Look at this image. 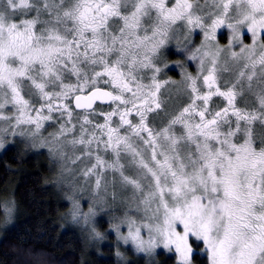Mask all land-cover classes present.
Instances as JSON below:
<instances>
[{
	"label": "snow or ice",
	"instance_id": "obj_1",
	"mask_svg": "<svg viewBox=\"0 0 264 264\" xmlns=\"http://www.w3.org/2000/svg\"><path fill=\"white\" fill-rule=\"evenodd\" d=\"M209 2L214 10L206 17L199 0H0V121L9 125L4 131L15 135L26 125L33 136L46 122L62 121L53 154L80 150L72 163L91 162L83 175L96 176L97 189L106 173L113 182L118 173L151 213L146 223L129 217L113 225L120 233L126 224L121 237L137 250L174 245L180 264H191L194 237L208 264H264V142L258 148L253 137L254 124L264 126V0ZM222 26L232 32L228 49L242 29L252 38L223 62L225 49L209 43ZM197 28L204 43L189 57L199 66L185 76L188 102L153 128L149 114L163 110L158 54L181 29ZM246 93L256 107L237 106ZM213 98L222 105L213 107ZM73 207L76 219L79 202Z\"/></svg>",
	"mask_w": 264,
	"mask_h": 264
},
{
	"label": "rangeland",
	"instance_id": "obj_2",
	"mask_svg": "<svg viewBox=\"0 0 264 264\" xmlns=\"http://www.w3.org/2000/svg\"><path fill=\"white\" fill-rule=\"evenodd\" d=\"M211 3L205 6V0H199L197 5L198 14L205 15L213 11ZM208 24L211 23L209 19ZM187 35V39L185 36ZM220 37L225 39L222 40ZM232 40V32L227 26H222L216 30V38L210 41V45L225 49L221 53V61L230 56L232 51L239 53L240 48L246 45L252 44L251 34L247 33L246 30H241L239 41L232 44L231 49H228L229 42ZM204 43V32L197 28L190 34L187 33V29H181L169 43L163 47L157 59L158 66L162 71L158 74V80L162 84V88L159 93L160 100L163 105V110L159 114H149L148 122L150 126L156 129L164 127L173 113H176L182 108L187 102V85L185 81L186 74L196 76L199 66V59L191 60L189 57L197 49L201 48ZM170 69H174L171 73H178L177 77H173L169 74ZM177 70V71H175ZM152 72L146 73L145 82H148V78L151 77ZM225 78L227 74H224ZM167 82V83H165ZM202 85V78L199 81ZM221 86L224 85V80L220 81ZM216 104H221L219 98H213V107ZM37 106L39 104L37 103ZM237 106L241 108H253L256 107L255 97L250 94H245L243 97L238 98ZM98 107V106H97ZM102 106L98 107L101 108ZM105 111L111 109L106 106L102 107ZM10 114V113H9ZM82 116V113L79 112ZM57 114H54L56 116ZM93 120L103 123V117L95 116ZM117 122H118V118ZM134 122H137L138 118L132 117ZM62 121L57 122H46L44 129L41 130L39 135H31L29 126H21L16 129L14 135L11 130L4 131L5 128H9L7 122L0 121V143H3V147H0V156L4 150L15 147L26 156L30 154L36 155L38 160L46 158L50 160L49 167L51 168V184L57 186L56 189L61 194L60 196L68 204V212L63 216V221L66 226L78 229L87 242L91 245H97L96 243H102L111 252L118 256L119 259L125 258V250L131 249L137 253H144L146 255H154L158 250H164L166 252H172L178 264H180V257L175 250V246L172 245L169 248H165L163 243H160L157 247L151 251H139L131 242L125 243L121 237V234L127 235L126 224H121L120 233L114 229L113 225L120 223L129 217L136 219L138 224L148 222L146 215L150 216L151 213H145L144 205L140 204V196L135 190L129 185L125 186L120 182L119 174H115V182H113V173L108 172L105 175L104 180L101 183L99 189L95 187L96 176L85 177L83 172L87 167H91V162L86 160H79L76 163H72L77 155H80V150H73L71 146H65L63 151L66 153L65 156L61 157L60 152L57 151L53 154L49 150L50 147H55L52 143L53 134L59 129V124ZM253 137L256 142V146L259 148L264 142V126L259 121L254 124ZM176 131L179 133L180 128L177 126ZM42 142H47L48 146L41 147ZM103 155V153H101ZM112 159L111 153L106 157ZM123 163L127 165V160H123ZM125 174L129 176H135L136 170L131 167L125 168ZM57 191V192H58ZM1 194V192H0ZM72 197V199H69ZM8 199V200H7ZM3 204V210L5 207L13 209L11 215L5 213L3 226L4 228L9 225L15 217V206L10 198H7ZM78 201L80 204V211L76 219H73V201ZM155 206L153 205V208ZM92 209L93 214H89L88 222H85L84 214L89 213V209ZM162 222V220H161ZM155 223V221H153ZM72 225V226H71ZM181 234L183 233L182 226L177 229ZM98 234V235H97ZM142 238L148 239L147 229H142ZM1 237V235H0ZM189 244L192 247L191 264H197L192 256L195 252L199 251L200 254L207 255L202 241H197L194 237L189 238ZM200 247L199 250L196 247ZM136 254V253H135ZM208 260V256H207ZM208 264V261H207Z\"/></svg>",
	"mask_w": 264,
	"mask_h": 264
},
{
	"label": "trees",
	"instance_id": "obj_3",
	"mask_svg": "<svg viewBox=\"0 0 264 264\" xmlns=\"http://www.w3.org/2000/svg\"><path fill=\"white\" fill-rule=\"evenodd\" d=\"M173 70L169 74L177 77ZM23 152L10 147L0 156V264H178L175 255L164 250L146 255L126 249L125 258L119 259L101 242L89 244L62 219L69 207L50 182V160ZM7 198L13 201L15 217L4 228ZM192 258L197 264L208 261L199 251Z\"/></svg>",
	"mask_w": 264,
	"mask_h": 264
},
{
	"label": "water",
	"instance_id": "obj_4",
	"mask_svg": "<svg viewBox=\"0 0 264 264\" xmlns=\"http://www.w3.org/2000/svg\"><path fill=\"white\" fill-rule=\"evenodd\" d=\"M104 106V105H103ZM73 107H74V105H73ZM77 111H80V110H77Z\"/></svg>",
	"mask_w": 264,
	"mask_h": 264
}]
</instances>
